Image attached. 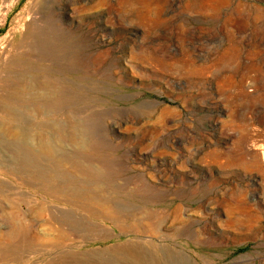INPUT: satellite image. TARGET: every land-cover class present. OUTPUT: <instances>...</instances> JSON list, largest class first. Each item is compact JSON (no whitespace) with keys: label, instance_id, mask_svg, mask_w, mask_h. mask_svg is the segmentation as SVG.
<instances>
[{"label":"rangeland","instance_id":"374dc122","mask_svg":"<svg viewBox=\"0 0 264 264\" xmlns=\"http://www.w3.org/2000/svg\"><path fill=\"white\" fill-rule=\"evenodd\" d=\"M0 135V264H264V0H0Z\"/></svg>","mask_w":264,"mask_h":264},{"label":"bare ground","instance_id":"6f19581e","mask_svg":"<svg viewBox=\"0 0 264 264\" xmlns=\"http://www.w3.org/2000/svg\"><path fill=\"white\" fill-rule=\"evenodd\" d=\"M1 136V135H0ZM12 136V135H11ZM15 137H21L22 135H18V134H16V135H14ZM13 136V137H14ZM2 137V136H1ZM10 137V136H9ZM19 140H21V138L19 139ZM20 143V142H19ZM1 144V143H0ZM37 150V149H36ZM54 150V149H53ZM42 151H43V153H48V154H51L53 151H52V149L49 147V145L48 144H45V143H43L42 144ZM55 151V150H54ZM18 154V153H17ZM38 155V154H37ZM18 156H19V154H18ZM33 166V165H32ZM47 177V176H46ZM55 177V176H54ZM52 178V177H51ZM52 180V179H51ZM66 181V180H65ZM7 189V188H6ZM59 212V211H58ZM61 213V212H60ZM67 213V212H66ZM65 213V214H66ZM62 214V213H61ZM64 214V213H63ZM68 215V214H67ZM66 215V216H67ZM68 217V216H67ZM70 217V216H69ZM71 218V217H70ZM64 219V218H63ZM64 221V220H63ZM67 221V220H66ZM74 221V220H73ZM69 222V221H68ZM71 222V221H70ZM72 225V224H71ZM33 239V238H32ZM36 239V238H35ZM34 239V240H35ZM39 241V240H38ZM45 241V240H44ZM31 242V241H30ZM32 242H34V241H32ZM40 242H42V241H40ZM35 244V243H34ZM37 245V244H36ZM20 246V245H19ZM55 248V247H54ZM61 248V247H60ZM62 249V248H61ZM70 251V250H69ZM68 254H69V252H68ZM67 255V254H66ZM70 255V254H69Z\"/></svg>","mask_w":264,"mask_h":264}]
</instances>
